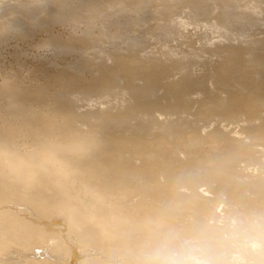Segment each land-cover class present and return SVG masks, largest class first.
Wrapping results in <instances>:
<instances>
[{
    "label": "bare ground",
    "instance_id": "6f19581e",
    "mask_svg": "<svg viewBox=\"0 0 264 264\" xmlns=\"http://www.w3.org/2000/svg\"><path fill=\"white\" fill-rule=\"evenodd\" d=\"M55 4L0 9V247L264 264V0Z\"/></svg>",
    "mask_w": 264,
    "mask_h": 264
},
{
    "label": "rangeland",
    "instance_id": "374dc122",
    "mask_svg": "<svg viewBox=\"0 0 264 264\" xmlns=\"http://www.w3.org/2000/svg\"><path fill=\"white\" fill-rule=\"evenodd\" d=\"M56 6L57 5L55 4V0H0V9L1 10H6V9L9 10L10 9L9 11L19 10L22 12H28V11H36L38 9L49 10V9H54ZM125 27L132 28V24H127V25H125ZM140 30L141 29L139 27L138 31H140ZM147 37H149V35H147ZM155 39H156L155 36H152V37L147 39V42L150 44L151 47L158 45V43L156 42ZM181 47H184V44ZM4 54L6 55V52ZM6 206L9 207V206H11V204H9V203L5 204L4 207H6ZM15 207L16 206H14V208L12 207V209L15 213L28 217L27 214H24V213L21 214V213L17 212L16 208H18V207H16V208ZM0 210H1V208H0ZM49 243L51 244L52 242L50 241ZM60 244L66 249L64 253H69L68 247H73V245L70 243L68 244V246H66L64 242H60ZM6 249L7 248L0 247V259H2V260H0V264H17V261L20 262L21 264H23V262H21V260L18 259L17 257L15 259L13 258L14 254H8L7 255ZM8 249L11 250L10 248H8ZM35 250L39 251L40 249H35ZM48 252H56V251L54 248L49 247ZM75 254H78V252L76 251ZM3 257H4V259H3ZM5 257H7V259ZM51 257H54V256H51ZM72 260H73V262H72ZM70 261L72 263H74L75 258L70 259Z\"/></svg>",
    "mask_w": 264,
    "mask_h": 264
},
{
    "label": "clouds",
    "instance_id": "9594fccd",
    "mask_svg": "<svg viewBox=\"0 0 264 264\" xmlns=\"http://www.w3.org/2000/svg\"><path fill=\"white\" fill-rule=\"evenodd\" d=\"M239 227L238 224H230L227 228L232 229L230 232L227 229L219 237L220 242L227 244L233 237V232ZM200 251L199 248L193 247L189 253L185 255L171 254L164 258L163 264H206L196 253ZM230 264H243V260L239 255H233Z\"/></svg>",
    "mask_w": 264,
    "mask_h": 264
}]
</instances>
